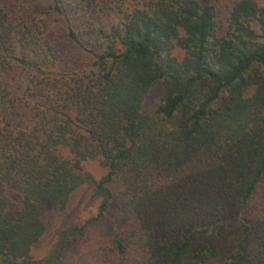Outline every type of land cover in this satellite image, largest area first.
Returning <instances> with one entry per match:
<instances>
[{
    "label": "trees",
    "instance_id": "obj_1",
    "mask_svg": "<svg viewBox=\"0 0 264 264\" xmlns=\"http://www.w3.org/2000/svg\"><path fill=\"white\" fill-rule=\"evenodd\" d=\"M48 1L66 19V40L0 0L2 263L38 264L30 251L44 213L65 209L88 184L101 198L97 216L63 232L46 263L116 202L125 224L85 245L77 264H264V7L235 2L219 37L208 0L116 7L107 30L95 23L94 0ZM69 43L91 54L88 69ZM17 70L28 75L21 91ZM157 83L161 103L145 115ZM87 159L106 174L84 171ZM6 188L21 194L19 204Z\"/></svg>",
    "mask_w": 264,
    "mask_h": 264
},
{
    "label": "rangeland",
    "instance_id": "obj_2",
    "mask_svg": "<svg viewBox=\"0 0 264 264\" xmlns=\"http://www.w3.org/2000/svg\"><path fill=\"white\" fill-rule=\"evenodd\" d=\"M97 9L100 10L99 17L95 20L97 26L107 30L118 21L117 8L131 10L139 7L143 0H94ZM213 6L217 24V35L223 36L226 32L227 18L233 4L239 0H208ZM259 6L264 7V0H255ZM16 6L26 9L28 13L42 20L47 26L54 31L60 38L66 40L67 22L64 16L56 15L52 11L51 2L48 0H13ZM113 10L107 9L113 6ZM71 26L83 36L81 25L76 15L67 12ZM85 42H92L91 39L84 37ZM71 56L76 61V65L82 70L90 67L93 58L91 54L79 49L76 45L69 43ZM96 51H100L95 48ZM172 55L180 61L184 56L183 51L174 48ZM15 84L21 91L28 81L27 72L24 70L16 71ZM163 96L162 83L155 84L145 95L141 111L145 115H152L161 103ZM65 159H71L72 155L65 148L59 150ZM84 171L90 173L94 178L99 179L106 174L104 168L98 159H87L82 162ZM7 200L13 204L21 202V194L10 189H5ZM101 198L96 196L91 185L80 186L70 197V200L63 210L46 212L43 220L46 230L39 241L31 248L30 256L38 264H77V258L81 249L92 242L109 239L115 231H118L126 222L125 215L119 209L116 202H112L109 208L100 218L88 224L85 228L84 235L81 237L70 238L66 247L60 254L59 260H50L55 255L57 244L60 242L63 232L72 228L79 227L85 221L94 219L98 214ZM0 264H3L0 260Z\"/></svg>",
    "mask_w": 264,
    "mask_h": 264
}]
</instances>
